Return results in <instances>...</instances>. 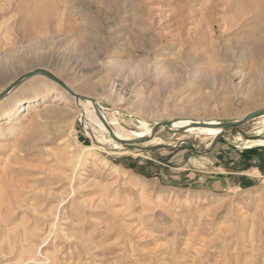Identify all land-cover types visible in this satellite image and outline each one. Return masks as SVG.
<instances>
[{
    "label": "rangeland",
    "instance_id": "obj_1",
    "mask_svg": "<svg viewBox=\"0 0 264 264\" xmlns=\"http://www.w3.org/2000/svg\"><path fill=\"white\" fill-rule=\"evenodd\" d=\"M263 51L264 0H0V94L81 96L0 101V264H264V116L148 138L264 111Z\"/></svg>",
    "mask_w": 264,
    "mask_h": 264
},
{
    "label": "bare ground",
    "instance_id": "obj_2",
    "mask_svg": "<svg viewBox=\"0 0 264 264\" xmlns=\"http://www.w3.org/2000/svg\"><path fill=\"white\" fill-rule=\"evenodd\" d=\"M260 55L263 56L264 55V51L261 52ZM28 79L29 78H26L23 81H26ZM63 90H65V89H63ZM112 92H114V91H112ZM67 93H68V91L65 90V91H62V95H60V96L59 95L54 96L52 98V103H56V102L61 101V99H62L63 96H65V97L67 96L68 97ZM33 102H35V101H31L32 104H33ZM80 104L83 106V109H84V117H85L86 121H88V123L90 122L91 124L92 123L93 124H96L100 128V130L109 132L110 126L107 123V119L102 115V112L100 111L101 109L99 110L97 103L93 104L91 101H88L86 103H83L82 101H80ZM46 107H48V106H46ZM25 110H28V111L31 110L32 113H34V114H38L40 112L39 105H33V106H31L30 103H29V105H25L23 107L21 106L19 109H15L14 111H15V114L17 115V114H19L18 112H20V111L23 112ZM262 116H264V115H262ZM191 121L192 120H187V121L180 120V121H175V122L172 121L170 127L171 126L183 127L188 133H191V134L194 133V134H197V135H205L206 137L212 138L213 140L216 139L220 135L221 132H224V129L219 126V123H216V122H203L204 123L203 124V123H200L201 121L200 122L194 121V123L191 122ZM9 124H11V120L9 118L8 119L1 120V123H0V125L2 126L3 129H4V126L6 127ZM116 129L113 130L116 134H119V135L124 136L126 138V135H124L120 130H116ZM165 129H167V128L164 127V126H162L161 128L158 129L157 133H160L161 131H163ZM148 135H149L148 138L153 137V132L150 133V134H148Z\"/></svg>",
    "mask_w": 264,
    "mask_h": 264
},
{
    "label": "water",
    "instance_id": "obj_3",
    "mask_svg": "<svg viewBox=\"0 0 264 264\" xmlns=\"http://www.w3.org/2000/svg\"><path fill=\"white\" fill-rule=\"evenodd\" d=\"M43 75L45 77H47L48 79L52 80L53 82H55L56 84H58L59 86H61L63 89H65L66 91L69 92V94L77 99H80L81 96L77 95L76 93H74L71 88L65 84L63 81H61L60 79H58L56 76H54L52 73L48 72V71H45V70H38V71H35V72H32V73H29L27 75H25L22 79H20L19 81H17L16 84H13L14 86H11L9 87L5 92H3L2 94H0V101L5 98L9 92L15 87V86H18L20 85L24 79L26 78H31L35 75ZM91 102L93 104H95V101L91 99ZM262 115H264V111L262 112H258L256 114H252V115H249L245 118H243L242 120H239L237 122H232V123H227V124H222V123H219V126L222 127L224 129V132L226 131H230L232 129H236V128H239L240 126H242L243 124L251 121V120H254V119H257L259 117H261ZM162 126L166 127V128H169L171 123L170 122H167V123H164V124H161ZM160 124L154 126L153 128V136L157 135V131L159 129V127L161 126ZM121 144L125 145V146H129L130 144H127V143H130V142H121L119 141ZM153 149V148H152Z\"/></svg>",
    "mask_w": 264,
    "mask_h": 264
},
{
    "label": "crops",
    "instance_id": "obj_4",
    "mask_svg": "<svg viewBox=\"0 0 264 264\" xmlns=\"http://www.w3.org/2000/svg\"><path fill=\"white\" fill-rule=\"evenodd\" d=\"M261 154H264V150H256V151H250V152H246V155L249 157V158H256L258 156H260Z\"/></svg>",
    "mask_w": 264,
    "mask_h": 264
}]
</instances>
